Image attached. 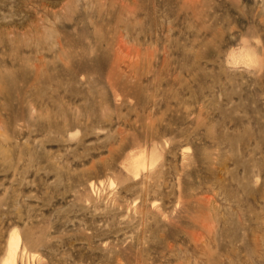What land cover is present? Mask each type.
I'll use <instances>...</instances> for the list:
<instances>
[{"label": "rangeland", "instance_id": "374dc122", "mask_svg": "<svg viewBox=\"0 0 264 264\" xmlns=\"http://www.w3.org/2000/svg\"><path fill=\"white\" fill-rule=\"evenodd\" d=\"M12 236L18 264H264V0H0V264Z\"/></svg>", "mask_w": 264, "mask_h": 264}, {"label": "bare ground", "instance_id": "6f19581e", "mask_svg": "<svg viewBox=\"0 0 264 264\" xmlns=\"http://www.w3.org/2000/svg\"><path fill=\"white\" fill-rule=\"evenodd\" d=\"M135 167L137 168L139 165H142V161L139 159L134 162ZM19 252V244L15 237H11L10 239V257L7 260V264H18L17 257Z\"/></svg>", "mask_w": 264, "mask_h": 264}]
</instances>
